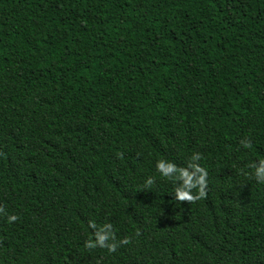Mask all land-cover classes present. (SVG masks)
Listing matches in <instances>:
<instances>
[{
	"label": "trees",
	"instance_id": "16d2710c",
	"mask_svg": "<svg viewBox=\"0 0 264 264\" xmlns=\"http://www.w3.org/2000/svg\"><path fill=\"white\" fill-rule=\"evenodd\" d=\"M261 159L264 0H0V264H264Z\"/></svg>",
	"mask_w": 264,
	"mask_h": 264
},
{
	"label": "clouds",
	"instance_id": "9594fccd",
	"mask_svg": "<svg viewBox=\"0 0 264 264\" xmlns=\"http://www.w3.org/2000/svg\"><path fill=\"white\" fill-rule=\"evenodd\" d=\"M245 147L248 148L250 147V145L246 144ZM249 167L253 169L252 175L255 176L257 182L264 183V159L260 160L259 166H257L255 162H253L249 165ZM157 170L164 177L168 175L169 171H178L179 177L183 179L185 187H183L182 189L178 188L175 190V199L177 201H193L194 199L205 195L203 190L205 184L203 175L199 179L194 181L192 179V176L187 171L175 169L174 166L170 164L166 165L162 160L157 163ZM151 182H152V178L149 177L148 183ZM193 188L197 189V193H198L197 196L192 195L191 190ZM0 211H2V209H0ZM16 219L17 217L15 215L7 216V221L9 223L14 222ZM89 227L97 229V231L94 233V240L90 239L86 241L85 247L88 248L107 247L109 252L115 250L116 245L114 243H106V241L114 239V234L112 231H110L112 229V225L110 223H105L104 225L97 228V225L95 223L90 222Z\"/></svg>",
	"mask_w": 264,
	"mask_h": 264
}]
</instances>
